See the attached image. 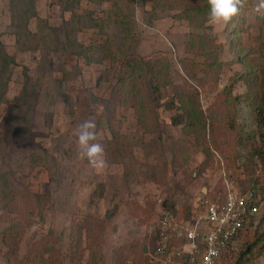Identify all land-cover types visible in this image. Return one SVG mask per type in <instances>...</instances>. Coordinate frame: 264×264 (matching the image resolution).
<instances>
[{
  "label": "rangeland",
  "instance_id": "1",
  "mask_svg": "<svg viewBox=\"0 0 264 264\" xmlns=\"http://www.w3.org/2000/svg\"><path fill=\"white\" fill-rule=\"evenodd\" d=\"M205 1L0 0V264H168L152 253L164 201L190 214L253 182L261 213L219 264H264V123L238 75L264 71V16L246 0L212 28L187 11ZM237 34L262 45L251 64ZM86 120L102 172L79 154Z\"/></svg>",
  "mask_w": 264,
  "mask_h": 264
},
{
  "label": "built area",
  "instance_id": "2",
  "mask_svg": "<svg viewBox=\"0 0 264 264\" xmlns=\"http://www.w3.org/2000/svg\"><path fill=\"white\" fill-rule=\"evenodd\" d=\"M262 203L257 188L236 186L199 193L190 214L162 207L152 253L168 264H219L236 235L256 222Z\"/></svg>",
  "mask_w": 264,
  "mask_h": 264
},
{
  "label": "trees",
  "instance_id": "3",
  "mask_svg": "<svg viewBox=\"0 0 264 264\" xmlns=\"http://www.w3.org/2000/svg\"><path fill=\"white\" fill-rule=\"evenodd\" d=\"M188 12H190L191 16L196 15L197 13H203V15L205 16L206 14L208 15V4H207V0L205 1V3L203 4V6H190L187 9ZM195 17V16H194ZM205 19H202V21H204ZM248 41H243L244 39H242V37L240 36V34H237V36L235 37V39H231V42L233 43V45H235L234 47H236V49H239V52L241 53V57L244 59V62H248L249 64H251V62H253V58L255 55H257V53H259V51L261 50V43L258 42V40H256V38H254L253 36H251L250 34L248 35ZM255 71L250 70V71H246V72H242L239 73V77L240 80L243 81L247 86H249V90L248 93L244 96V102L246 104L247 109V115L249 117L252 118V121H254L255 124H258L261 126L262 123H264V71L261 70L260 74H258L257 79L256 80V73H254ZM155 77H157V79L162 78L161 75L159 76V73H155ZM255 77V78H254ZM261 78V79H260ZM255 87H257L258 89H255ZM238 96V94L236 95ZM243 97V96H242ZM186 99V97H183ZM190 99L188 98L187 100H183L182 104H180V108L183 110V113H179L176 116H173L171 118L172 122H174L175 124L177 123H182L183 121V117H184V113H190L189 109L191 106L190 105ZM189 104V105H188ZM187 123V121H185V124ZM263 125V124H262ZM242 135L246 136L245 138H249L252 135L250 133H241ZM261 152V150L259 151V153ZM264 160V150L262 152V161ZM254 184H252L250 187H254L256 188V183L253 182ZM166 208L172 211H176L174 209V203L173 202H169V201H164ZM237 237L239 236V234L236 235ZM153 245H152V251L154 250L156 244H157V240H156V229L155 232L153 234Z\"/></svg>",
  "mask_w": 264,
  "mask_h": 264
},
{
  "label": "clouds",
  "instance_id": "4",
  "mask_svg": "<svg viewBox=\"0 0 264 264\" xmlns=\"http://www.w3.org/2000/svg\"><path fill=\"white\" fill-rule=\"evenodd\" d=\"M207 4V24L222 30L240 14L246 0H207ZM256 11L264 16V0H260ZM76 138L80 156L86 158L93 169L101 172L105 170L107 168L105 150L100 143L95 142L97 140L95 122L84 121L76 130Z\"/></svg>",
  "mask_w": 264,
  "mask_h": 264
},
{
  "label": "water",
  "instance_id": "5",
  "mask_svg": "<svg viewBox=\"0 0 264 264\" xmlns=\"http://www.w3.org/2000/svg\"><path fill=\"white\" fill-rule=\"evenodd\" d=\"M145 250H147V249L145 248Z\"/></svg>",
  "mask_w": 264,
  "mask_h": 264
}]
</instances>
